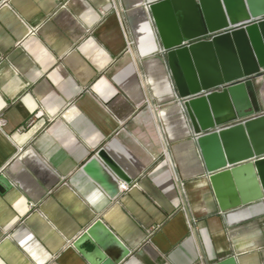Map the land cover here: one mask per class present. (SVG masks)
<instances>
[{"label": "crops", "instance_id": "crops-1", "mask_svg": "<svg viewBox=\"0 0 264 264\" xmlns=\"http://www.w3.org/2000/svg\"><path fill=\"white\" fill-rule=\"evenodd\" d=\"M145 2L0 0V264H91L73 241L97 218L119 264H264L259 204L218 210ZM101 149L131 180L114 198L81 170Z\"/></svg>", "mask_w": 264, "mask_h": 264}, {"label": "water", "instance_id": "water-1", "mask_svg": "<svg viewBox=\"0 0 264 264\" xmlns=\"http://www.w3.org/2000/svg\"><path fill=\"white\" fill-rule=\"evenodd\" d=\"M177 103L221 212L258 203L264 220V112L256 79L264 74V0L147 1ZM211 36L208 39L203 37ZM230 82L219 90L217 88ZM110 198L131 180L103 149L81 168ZM10 183L0 175V186ZM88 242L92 250L81 248ZM73 246L91 264H119L129 249L99 218ZM210 264H236L233 256Z\"/></svg>", "mask_w": 264, "mask_h": 264}, {"label": "built area", "instance_id": "built-area-1", "mask_svg": "<svg viewBox=\"0 0 264 264\" xmlns=\"http://www.w3.org/2000/svg\"><path fill=\"white\" fill-rule=\"evenodd\" d=\"M147 1L150 2V1H154V0H147ZM145 7H146V9L148 10V3H145ZM262 19H264V15H261V16H258V17H252V18H250L249 20L244 21V22L241 23L240 25L243 26V25L246 24V23L257 22V21L262 20ZM210 37H211V36H205V37H203V38L208 39V38H210ZM131 45H132V42H131L130 40H127V42H126L127 50H130ZM228 84H230V82L224 83L223 85H221V86H219V87H217V88H214V89L219 90V89H221L222 87L227 86ZM31 121H32V120H31ZM31 121H30V122H31ZM3 124H4V120H0V128H1V126H2ZM120 188H121V190H126V189L128 188V185H126L125 183H121V184H120ZM193 221H194L193 219L188 220V225H189L190 228L192 227V223H193Z\"/></svg>", "mask_w": 264, "mask_h": 264}]
</instances>
